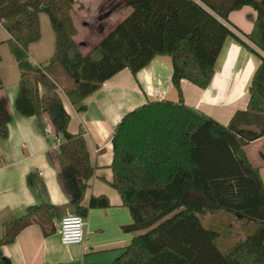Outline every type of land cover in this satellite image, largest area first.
<instances>
[{
  "label": "trees",
  "instance_id": "1",
  "mask_svg": "<svg viewBox=\"0 0 264 264\" xmlns=\"http://www.w3.org/2000/svg\"><path fill=\"white\" fill-rule=\"evenodd\" d=\"M120 2L131 13L83 55L75 41L77 0H0V24L10 35L7 44L20 71L17 112L36 117L43 134L49 119L54 135L62 139L55 153L59 182L71 197L74 214L87 218L89 210L111 205L106 196H92L89 207L82 205L95 168L84 131L69 132L71 116L57 92L62 85L58 71L71 81L64 90L71 104L84 112L86 99L121 71L129 69L136 76L156 58H170L179 101H150L134 109L112 138L109 184L132 217L124 230L134 234L112 264H264V181L245 152L251 141L240 134L243 128H253L264 138V55L258 54L261 64L249 86L247 110L237 111L227 126L187 106L181 91L182 80L202 89L210 86L225 42L235 36L229 21L234 11L248 6L257 13L252 32L245 36L264 54V0ZM42 13L49 17L56 50L46 64L35 65L29 47L41 39ZM12 119L0 96V131ZM28 183L40 189L34 173ZM53 210L58 208L43 203L5 224L0 264H6L2 246L31 225L52 219ZM221 210L260 225L230 254L219 249L220 234L201 220ZM42 228L45 235L50 233Z\"/></svg>",
  "mask_w": 264,
  "mask_h": 264
},
{
  "label": "crops",
  "instance_id": "2",
  "mask_svg": "<svg viewBox=\"0 0 264 264\" xmlns=\"http://www.w3.org/2000/svg\"><path fill=\"white\" fill-rule=\"evenodd\" d=\"M110 3L114 7H109L107 0H77L75 13L78 18L75 24L78 35L75 41L83 55L97 46L132 11L120 0ZM90 13L104 16L99 18L102 23L96 27L95 42L82 35V29L86 27L91 34L95 30H91L90 24L85 21V16H90ZM80 18L84 21H79ZM256 19L257 13L248 6L229 15L232 28L244 38L252 32ZM39 20L41 39L30 45L29 53L35 65H44L55 54L56 37L49 17L42 13ZM9 39L10 35L0 24V96L13 116L11 123L0 131V159L3 161L0 165V240L4 237L5 224L13 218H22L29 208L46 203L58 210L51 211L52 219L23 230L14 242L2 246L1 253L11 264H112L134 238V234L124 230L132 223L129 209L123 206L120 195L109 184L113 179L112 138L122 118L134 109L150 101H179V94L172 84L171 59L158 57L136 76L129 69L121 71L86 99L84 112H78L66 94H60L71 116L69 132L77 134L81 129L84 131L91 163L95 168L82 205L89 207L92 196H106L111 205L106 209L89 210L84 242L66 246L56 232L51 233L52 229L57 230L62 218L74 214L70 206L71 197L63 190L58 179L54 128L45 118L47 133L43 134L36 117H24L17 112L15 100L20 71L9 50ZM258 54L261 53L250 49L238 35L230 36L207 89L199 88L188 80L181 81L184 103L227 126L237 111L248 108L249 86L261 64ZM61 73L59 70L58 78L62 84L69 86L71 81ZM41 92L46 93L47 88L41 86ZM242 132L257 134L253 128H243ZM61 142L59 138V144ZM245 152L251 163L260 169L264 181V138L249 142ZM31 173L37 177L40 189L29 185L28 176ZM221 211L231 213L234 218L246 221V224L254 223L236 213ZM43 226L50 232L48 235L43 233Z\"/></svg>",
  "mask_w": 264,
  "mask_h": 264
},
{
  "label": "rangeland",
  "instance_id": "3",
  "mask_svg": "<svg viewBox=\"0 0 264 264\" xmlns=\"http://www.w3.org/2000/svg\"><path fill=\"white\" fill-rule=\"evenodd\" d=\"M101 13V12H100ZM105 12H102V14ZM45 14V13H44ZM99 14V13H98ZM95 16L90 13V16H85V21H87L92 28L95 29L91 34V31L88 27L82 29V35L88 36L90 38V42H95L97 40L96 37V27L101 21H99V16ZM47 15V14H46ZM74 20L76 21L78 16L77 13L74 11ZM79 21L83 22L84 19H78ZM95 23V25H94ZM109 30V26L107 27ZM106 29V30H107ZM9 47V46H8ZM10 50V49H9ZM11 52V51H10ZM1 54V53H0ZM170 59V58H169ZM172 63V61H171ZM60 81V80H59ZM62 84V82H61ZM60 87L65 90L69 86L68 85H60ZM65 92V91H64ZM202 223L205 228L217 231L220 234L218 239L217 245L219 249L224 254H230L233 252L236 246H238L244 239V237H248L253 234L259 228V224L254 222L252 224H246L244 220H238L234 218V216L229 212H222L219 211L213 215H205L201 217ZM245 240V239H244Z\"/></svg>",
  "mask_w": 264,
  "mask_h": 264
},
{
  "label": "built area",
  "instance_id": "4",
  "mask_svg": "<svg viewBox=\"0 0 264 264\" xmlns=\"http://www.w3.org/2000/svg\"><path fill=\"white\" fill-rule=\"evenodd\" d=\"M232 31L236 35H238L243 40V42H245L250 48L264 55L263 52L257 46H255L251 41L244 38L235 29L232 28ZM57 92L61 95L65 94L64 90L59 86ZM53 140L55 142V148L58 149L59 138L53 135ZM2 163L3 161L0 159V165ZM85 227H86V218L77 214H71L62 218L56 230V233L60 237L64 245L66 246L78 245V244H82L85 240V234H86Z\"/></svg>",
  "mask_w": 264,
  "mask_h": 264
},
{
  "label": "water",
  "instance_id": "5",
  "mask_svg": "<svg viewBox=\"0 0 264 264\" xmlns=\"http://www.w3.org/2000/svg\"><path fill=\"white\" fill-rule=\"evenodd\" d=\"M241 136H243L244 138H246L247 140L249 141H254L256 139H258V136L257 134H250V133H245V132H240ZM3 261L6 263V264H11L10 260L8 258H3Z\"/></svg>",
  "mask_w": 264,
  "mask_h": 264
}]
</instances>
